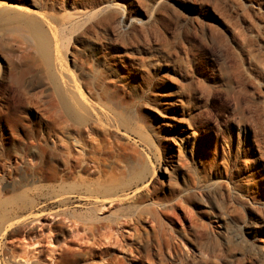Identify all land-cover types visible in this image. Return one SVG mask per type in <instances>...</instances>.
<instances>
[{
    "label": "rangeland",
    "instance_id": "obj_1",
    "mask_svg": "<svg viewBox=\"0 0 264 264\" xmlns=\"http://www.w3.org/2000/svg\"><path fill=\"white\" fill-rule=\"evenodd\" d=\"M0 68V264H264V0H0Z\"/></svg>",
    "mask_w": 264,
    "mask_h": 264
},
{
    "label": "bare ground",
    "instance_id": "obj_2",
    "mask_svg": "<svg viewBox=\"0 0 264 264\" xmlns=\"http://www.w3.org/2000/svg\"><path fill=\"white\" fill-rule=\"evenodd\" d=\"M26 25H27V28H28L29 33L31 35V38L38 45V49H39L42 57L46 60V64L49 67H51L52 69H54L55 68V62H54V59L51 56V54H52V40H51V38L49 36L48 31L45 29L44 25L39 20H37V19H30L28 21V23H26ZM91 55L93 57H95V55L93 53H91ZM61 75L62 74H60V72L57 73L55 71L51 78L53 79V82L56 85V88H58V94H59V96L60 97L62 96V102H61V104L63 105V109L65 110L66 114H68L74 120V122L76 124H79L80 125L82 122H84V116L80 112H78V110H80V108L81 109H84L85 108L84 106L87 105L86 104V102H87L86 96H85V94H84L81 86L78 87V84H75L76 82H73L71 86L70 85H63L62 88L61 87H58V81L60 80ZM115 77L120 82V85H121L120 87L122 88L123 76L116 75ZM187 133H188V130L185 131V134H187ZM19 157H20V155H19ZM65 161L67 163V168H66L67 174L69 175L70 174V170L72 171V168L69 167V165H68L69 160L67 159ZM81 165H82V162H80L79 160H77V161H75L74 168H81V170L83 172H85L86 171V166H81ZM147 167L148 166L146 164L145 165L143 164L142 166H140L139 169H137L138 170L137 173H136L137 174V181H135L134 185L138 186L140 183H145L147 181V174H146V172L148 171ZM24 186L25 185L23 183H21V184H19L17 186V188H18V190H23V187ZM147 186L148 185H145L143 188H146ZM140 189H142V188H140ZM24 192L25 191H19L17 193V201H18L19 204H23L24 203L23 200L21 199V198H23L22 194H24ZM18 197H19V199H18ZM71 201H72V197L71 196L66 197L65 198V205L67 203L71 202ZM0 208H1V203H0ZM101 210L102 209H100L99 211H101ZM20 221H23V218ZM92 223H93V221H92ZM95 223H104V222H100V221L97 222L96 221ZM102 227H104V226H102ZM108 227H110V226H108ZM95 228L97 230V227H95ZM105 228H107V227H105ZM104 236H103V238L100 241L101 242L104 241V244L107 243L108 246L110 245L109 243H114V240L117 237L113 233V231H108L107 233L104 234ZM115 242H117V240H115ZM111 245H113V244H111Z\"/></svg>",
    "mask_w": 264,
    "mask_h": 264
}]
</instances>
